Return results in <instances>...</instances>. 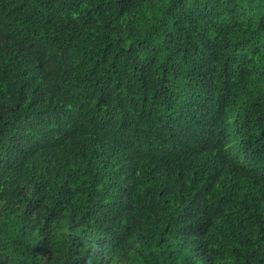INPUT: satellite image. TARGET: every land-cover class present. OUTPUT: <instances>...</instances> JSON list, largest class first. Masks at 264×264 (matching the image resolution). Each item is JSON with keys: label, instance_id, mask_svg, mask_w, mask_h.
<instances>
[{"label": "trees", "instance_id": "1", "mask_svg": "<svg viewBox=\"0 0 264 264\" xmlns=\"http://www.w3.org/2000/svg\"><path fill=\"white\" fill-rule=\"evenodd\" d=\"M0 264H264V0H0Z\"/></svg>", "mask_w": 264, "mask_h": 264}]
</instances>
